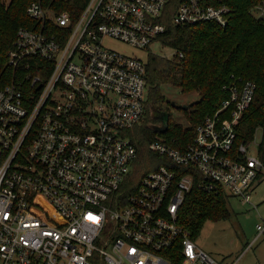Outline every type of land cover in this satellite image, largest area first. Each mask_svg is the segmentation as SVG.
<instances>
[{"label": "built area", "instance_id": "obj_1", "mask_svg": "<svg viewBox=\"0 0 264 264\" xmlns=\"http://www.w3.org/2000/svg\"><path fill=\"white\" fill-rule=\"evenodd\" d=\"M66 1L28 5L32 24L8 53L16 76L0 80V264H222L178 211L196 181L252 203L264 182L260 142L236 138L256 83L225 86L228 98L192 142H151L179 169L164 163L127 195L138 157L128 131L146 114L147 66L104 42L162 43L173 0H88L79 14L61 10ZM253 11L264 18V5ZM230 13L225 0H181L172 22L225 27Z\"/></svg>", "mask_w": 264, "mask_h": 264}, {"label": "trees", "instance_id": "obj_2", "mask_svg": "<svg viewBox=\"0 0 264 264\" xmlns=\"http://www.w3.org/2000/svg\"><path fill=\"white\" fill-rule=\"evenodd\" d=\"M34 0H0V80L11 81L14 70L8 64V53L13 47L17 31L31 25L27 7ZM88 0H67L61 10L79 14ZM181 0H173L165 10L168 25L160 41L170 47L172 57L148 54L146 61L148 101L142 122L128 131L138 149V157L127 180L126 194L132 193L149 172L168 164L179 168L149 149L159 137L174 140L176 146L192 142L195 130L208 115L214 114L228 98L225 86L253 81L256 95L240 124L237 126L236 145L255 140L259 130L262 135L259 156L264 161V18L253 9L264 5V0H225L231 8L228 24L215 22L196 25H175L172 20ZM171 85L183 93L198 92L199 100L190 109H183L190 122L185 126L173 120L160 105L170 101L163 86ZM172 104V103H171ZM180 178V175H178ZM201 190L198 181L187 194L179 208L177 221L194 240L200 236L204 224L229 219L232 216L229 196Z\"/></svg>", "mask_w": 264, "mask_h": 264}, {"label": "rangeland", "instance_id": "obj_3", "mask_svg": "<svg viewBox=\"0 0 264 264\" xmlns=\"http://www.w3.org/2000/svg\"><path fill=\"white\" fill-rule=\"evenodd\" d=\"M104 43L108 48L142 58L145 61L150 52L167 57H172L174 53L170 47L158 41L150 49L135 48L111 38H106ZM163 93L170 102L160 105L163 110L156 113L162 115L167 111L176 122L190 126L182 106L199 100V93H183L181 89L171 85H164ZM261 135L262 132L259 130L258 143ZM229 201L231 218L207 221L196 243L222 264H264V233L256 239L259 233L258 225H264V182L253 194L252 203H243L236 197H230Z\"/></svg>", "mask_w": 264, "mask_h": 264}, {"label": "water", "instance_id": "obj_4", "mask_svg": "<svg viewBox=\"0 0 264 264\" xmlns=\"http://www.w3.org/2000/svg\"><path fill=\"white\" fill-rule=\"evenodd\" d=\"M194 103H195V102H193V103H191V104H189V105L182 106V108H183V109H189V108H192L193 105H194ZM174 105H175V103H174Z\"/></svg>", "mask_w": 264, "mask_h": 264}, {"label": "bare ground", "instance_id": "obj_5", "mask_svg": "<svg viewBox=\"0 0 264 264\" xmlns=\"http://www.w3.org/2000/svg\"><path fill=\"white\" fill-rule=\"evenodd\" d=\"M135 128H136V126H135ZM227 196V195H226ZM230 202V201H229Z\"/></svg>", "mask_w": 264, "mask_h": 264}]
</instances>
